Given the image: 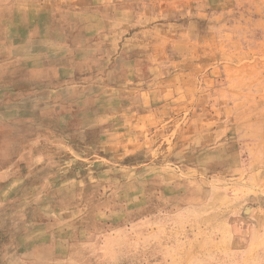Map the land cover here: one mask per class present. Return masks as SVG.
Returning <instances> with one entry per match:
<instances>
[{
    "label": "rangeland",
    "instance_id": "1",
    "mask_svg": "<svg viewBox=\"0 0 264 264\" xmlns=\"http://www.w3.org/2000/svg\"><path fill=\"white\" fill-rule=\"evenodd\" d=\"M120 2L121 19H141L137 48L153 54V75L169 84V151L155 135L154 163L121 168L131 144L113 131L101 153L76 158L84 181L24 183L9 160L18 148V118L32 113L27 105L19 111L0 104V264H264V190L250 194L251 215L236 206L235 191L222 213L177 207L195 186L211 184L202 167L217 156L264 162V19H249L264 1ZM182 45L185 56L178 54ZM181 97L187 116L210 112L218 119L212 123L220 149L196 160L198 174L184 171L173 145ZM186 132L188 142L193 136ZM142 190L153 192V202L151 194L147 202L136 199ZM223 221L248 231L234 240L239 233L222 229Z\"/></svg>",
    "mask_w": 264,
    "mask_h": 264
},
{
    "label": "crops",
    "instance_id": "2",
    "mask_svg": "<svg viewBox=\"0 0 264 264\" xmlns=\"http://www.w3.org/2000/svg\"><path fill=\"white\" fill-rule=\"evenodd\" d=\"M259 6L249 19H264V7ZM121 13L120 0L0 2V104L17 105L19 111L27 105L32 113L18 118V148L9 160L19 170L14 178L25 177L24 183L84 181L77 172L82 163L76 158L96 148L101 153L100 145L113 131L128 136L131 144L129 155L118 164L121 168L154 163L155 135L158 147L169 151V84L164 75H153L158 67L151 60L153 54L137 48L141 19H121ZM165 51L168 55L169 49ZM178 54L185 56L183 45ZM184 101L185 97L177 101L178 138L173 145L184 171L198 174L196 160L220 149L212 123L218 119L210 112L187 116ZM186 131L193 136L188 142ZM263 169L264 162L254 158L238 162L233 155L221 154L202 167V178L211 184L190 188L191 195L180 198L177 207L215 208L222 213L235 191L241 194L236 206H244L242 213L251 215L250 194L259 196L264 190ZM149 194L153 202V192L147 190L136 199L145 196L147 202ZM87 195L83 192V198ZM218 225L239 233L231 237L234 240L248 231L225 221Z\"/></svg>",
    "mask_w": 264,
    "mask_h": 264
}]
</instances>
